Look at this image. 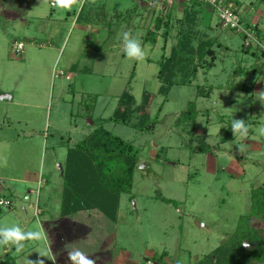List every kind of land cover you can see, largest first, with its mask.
<instances>
[{"label": "rangeland", "instance_id": "1", "mask_svg": "<svg viewBox=\"0 0 264 264\" xmlns=\"http://www.w3.org/2000/svg\"><path fill=\"white\" fill-rule=\"evenodd\" d=\"M155 1L89 0L82 9H65L52 0H0V200L12 203L0 207V227L43 229L47 237L26 241L20 253L0 245V264L38 258L52 264L39 253L71 264L66 246L57 242L59 222L71 220L61 215L63 171L70 152L99 125L134 144L141 160L115 219L93 205L95 217L82 215V226L66 220L81 238L89 236L82 242L96 264H199L235 233L250 210L251 191L264 187V69L236 79L249 92L229 89L237 66H264V58L253 55L264 50V40L249 42L223 29L215 13L204 18L209 7L200 4L194 31L217 40L213 57L191 85L174 86L166 97L159 61L176 45L189 4L182 0L176 9L181 0H175L169 40L162 30L154 45L143 39L155 25ZM234 1L243 23L264 35V0ZM125 32L141 41L143 59L126 56ZM16 43L24 44L22 54L12 52ZM198 86L212 87L210 97H201ZM125 92L135 98L139 115H149L145 131L109 120ZM191 106L199 111L195 124H176ZM233 119L245 121L247 134L223 143ZM191 131L209 152L195 151L200 141L191 140ZM252 225L264 228L259 220Z\"/></svg>", "mask_w": 264, "mask_h": 264}, {"label": "trees", "instance_id": "2", "mask_svg": "<svg viewBox=\"0 0 264 264\" xmlns=\"http://www.w3.org/2000/svg\"><path fill=\"white\" fill-rule=\"evenodd\" d=\"M199 5L193 2L184 9L186 21L180 20L181 29L177 43L171 48L170 55L163 56L159 61L157 79L161 84L160 92L166 97L174 86L191 85L198 77L201 65L208 57H213L217 40L208 38L202 33L196 34L194 31V20L196 21L200 13ZM171 12L165 18L159 14L156 15L154 28L147 31L143 39L144 43L150 42L155 45L158 34L162 30L165 42L169 40L174 23ZM80 17L79 15V19ZM258 31L257 38L260 43H263L264 35ZM253 55L257 57V60L263 59L264 50L260 49V53ZM263 69L262 63H257L249 69L237 66L231 75L232 80L229 82L232 88L229 89L249 92L250 86L237 85L236 79L250 73L256 74ZM212 90V87H209L208 91L204 86L197 87L201 97H210ZM118 104V108L109 119L111 122L140 131L146 130V126L151 122L150 117L148 114L139 115L140 108L135 105V98L131 93L125 92ZM198 115L199 111L191 106L181 113L176 124L181 126L195 124ZM133 119L138 122H133ZM232 135L231 129L224 130L221 141L224 143L231 140ZM194 139L200 141V145L195 146L196 152L199 147L201 152L210 151V146L205 144L204 138L194 136L191 131V140ZM140 160L139 150L134 144L116 136L103 125L97 126L82 142L77 144L68 156L63 171L64 190L61 215L70 217L81 213L89 216L92 215L93 207L98 205L108 216L115 219L121 195L130 194L132 191L134 174L140 165ZM82 189L86 192L85 196L80 193ZM159 200L173 204V201L162 196ZM94 213L93 217H95ZM253 220H259L264 224L263 186L251 191L250 210L240 218L235 233L211 254L204 257L199 264H264V228L254 227ZM245 244L248 246L245 247Z\"/></svg>", "mask_w": 264, "mask_h": 264}, {"label": "clouds", "instance_id": "3", "mask_svg": "<svg viewBox=\"0 0 264 264\" xmlns=\"http://www.w3.org/2000/svg\"><path fill=\"white\" fill-rule=\"evenodd\" d=\"M86 0H52V5L57 8L70 9L73 4H77L79 8H83ZM123 43L124 51L127 57L133 59H143L144 51L141 47V41L133 39L132 35L129 32L123 33ZM260 99L264 101V92L260 93ZM231 130L234 135L239 133L240 135L247 134V127L243 119H233ZM264 131V129H262ZM47 237L43 229L38 231H25L18 225L12 227H0V245H12L15 247L16 253H20L25 248L26 241L34 240H45ZM245 247L248 245L245 244ZM40 257H46L52 261V264H55V257L48 255L46 253H39ZM68 259L71 261V264H96V261L89 258L83 251L80 249H73L68 253ZM28 264H45L43 259L38 258L37 260H29Z\"/></svg>", "mask_w": 264, "mask_h": 264}, {"label": "built area", "instance_id": "4", "mask_svg": "<svg viewBox=\"0 0 264 264\" xmlns=\"http://www.w3.org/2000/svg\"><path fill=\"white\" fill-rule=\"evenodd\" d=\"M185 2L188 4L196 2L207 5L216 14L219 24L223 29L231 30L233 33L245 37L249 42L258 40L256 27L247 26L243 23L239 15L238 6L234 0H185ZM174 4L175 0H156L151 6L157 10V13L161 17L165 18L170 14ZM24 49L25 46L23 43H16L12 47V52L15 55H19L24 52ZM11 206L12 203L10 201L0 200V207Z\"/></svg>", "mask_w": 264, "mask_h": 264}, {"label": "crops", "instance_id": "5", "mask_svg": "<svg viewBox=\"0 0 264 264\" xmlns=\"http://www.w3.org/2000/svg\"><path fill=\"white\" fill-rule=\"evenodd\" d=\"M89 0H86V2H88ZM86 2L84 3V6L86 5ZM176 6H178V8H176V9H182V7H183V4H182V0H181V2H179ZM181 7V8H180ZM175 9V10H176ZM206 9V8H205ZM174 10V11H175ZM203 10H204V8H203ZM211 11V12H208V11ZM206 14H204L205 15V17L204 18H210V14L209 13H214L213 11H212V9L209 7V8H207L206 9ZM202 12V10H200V13ZM68 13H70V12H68ZM73 15H75V14H77V12H75V11H73ZM79 14V13H78ZM208 14H209V17H208ZM76 16V15H75ZM74 16V17H75ZM173 17L175 16L174 15V13H173V15H172ZM71 17V16H70ZM78 20H79V18H78ZM253 22H255L254 24H257L258 26H259V23H258V21H253ZM157 41H158V39H157ZM157 43V42H156ZM65 218V217H64ZM81 218H83V216H82V214L81 213H78V214H75V215H73V216H71V220L73 221V222H76V223H78L80 226H82L81 225ZM66 219V218H65ZM66 220H68V219H66ZM66 220H61L59 223L62 225V226H59V227H56L57 228V230L59 231V233H58V235H57V242L59 243V242H61L62 244H64L66 247H65V249H64V251H68V253L70 252V251H72L73 249H80L81 251H83L85 254L87 253V252H89L90 251V248H88V247H86L87 246V244L85 243V244H83L84 242H85V240H86V238H88L89 239V236L87 235L86 236V238H81V235H78V232H77V229H75L74 227H72V226H68L69 225V223L71 224V220L69 221V223L66 221ZM75 223V224H76ZM84 223V222H83ZM68 224V225H67ZM85 227H87L86 226V224H83ZM54 229V228H53ZM68 231V230H70V233L71 232H73V239H72V241H70V237H71V235L72 234H70V235H64V234H66V233H64V231ZM63 233V235H62V233ZM69 232V231H68ZM75 232H77V233H75ZM88 233V232H87ZM82 235H84V234H82ZM60 240V241H59ZM82 241H84V242H82ZM70 246H72V247H70ZM61 255V254H60Z\"/></svg>", "mask_w": 264, "mask_h": 264}]
</instances>
